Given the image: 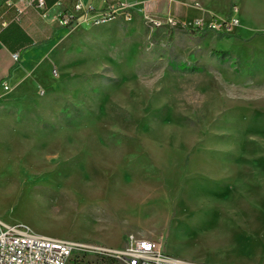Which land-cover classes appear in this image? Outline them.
I'll list each match as a JSON object with an SVG mask.
<instances>
[{
  "label": "rangeland",
  "instance_id": "obj_1",
  "mask_svg": "<svg viewBox=\"0 0 264 264\" xmlns=\"http://www.w3.org/2000/svg\"><path fill=\"white\" fill-rule=\"evenodd\" d=\"M123 1L132 20L64 27L0 97V220L75 243L68 264H121L103 252L130 236L243 259L238 235L264 232V0H197L207 21H239L221 32Z\"/></svg>",
  "mask_w": 264,
  "mask_h": 264
},
{
  "label": "crops",
  "instance_id": "obj_2",
  "mask_svg": "<svg viewBox=\"0 0 264 264\" xmlns=\"http://www.w3.org/2000/svg\"><path fill=\"white\" fill-rule=\"evenodd\" d=\"M38 1L0 2V97L9 93L3 90L4 83L10 85L11 92H16L34 77L38 68L45 63V58L41 60L37 56L46 50L49 42L65 30L58 21L61 13L73 12L79 2L84 6L93 5L98 9H106L118 3V0H45V8H40ZM129 2L134 4L136 12L148 13L156 18L165 19L173 15L182 21L202 20L205 24L214 20L213 17L208 21L204 18V9L197 0H129ZM237 12L236 8L234 13ZM238 25L239 21L232 28ZM14 54H19L17 61L13 59ZM232 231H229L228 238ZM260 231L257 233L252 229L242 230V234L238 236L243 241L245 255L243 259H227L228 264H264V252L253 256L249 249L258 243L260 244L258 247H262L264 232ZM221 263L224 262H219Z\"/></svg>",
  "mask_w": 264,
  "mask_h": 264
},
{
  "label": "built area",
  "instance_id": "obj_3",
  "mask_svg": "<svg viewBox=\"0 0 264 264\" xmlns=\"http://www.w3.org/2000/svg\"><path fill=\"white\" fill-rule=\"evenodd\" d=\"M7 1V0H0ZM45 0H39L38 6L45 8ZM130 4L118 0L116 5L106 9H98L93 5L84 6L77 3L73 12L59 15V24L62 27H73L77 24L101 26L114 21L122 13L126 21L132 20ZM156 25L166 26L175 30L179 25L183 30L209 28L216 32L228 31L231 26L237 25L238 20L221 24L212 21L205 24L202 20L182 21L173 16H167L164 21L152 20ZM17 61L19 54H14ZM5 92L10 91L8 83L3 84ZM77 245L61 239H53L33 233L23 225L7 224L0 220V264H68ZM103 256L113 258L121 264H205L177 260L168 257L162 252L161 244L157 240L139 239L130 236L126 245L120 250H105Z\"/></svg>",
  "mask_w": 264,
  "mask_h": 264
},
{
  "label": "trees",
  "instance_id": "obj_4",
  "mask_svg": "<svg viewBox=\"0 0 264 264\" xmlns=\"http://www.w3.org/2000/svg\"><path fill=\"white\" fill-rule=\"evenodd\" d=\"M232 7L235 8V4H234V3L232 4ZM214 21L219 22V21H217V20H214ZM219 23H221V24H225V22H219ZM192 30H193L194 32H196V31L199 30V29H197V30H196V29H192ZM219 37H221V36H219ZM102 257H103V258H107L106 256H102Z\"/></svg>",
  "mask_w": 264,
  "mask_h": 264
}]
</instances>
